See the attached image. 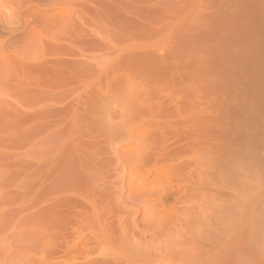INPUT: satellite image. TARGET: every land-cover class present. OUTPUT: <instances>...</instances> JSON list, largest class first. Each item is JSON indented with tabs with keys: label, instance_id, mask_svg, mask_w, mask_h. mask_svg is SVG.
Returning <instances> with one entry per match:
<instances>
[{
	"label": "rangeland",
	"instance_id": "obj_1",
	"mask_svg": "<svg viewBox=\"0 0 264 264\" xmlns=\"http://www.w3.org/2000/svg\"><path fill=\"white\" fill-rule=\"evenodd\" d=\"M262 6L0 0V264H264Z\"/></svg>",
	"mask_w": 264,
	"mask_h": 264
},
{
	"label": "bare ground",
	"instance_id": "obj_2",
	"mask_svg": "<svg viewBox=\"0 0 264 264\" xmlns=\"http://www.w3.org/2000/svg\"><path fill=\"white\" fill-rule=\"evenodd\" d=\"M263 8H264V6H262V9H263ZM262 9H260V10H262ZM263 12H264V9H263ZM260 13H261V14H257V16L259 15L258 18L260 17V15H262V12H260ZM253 15H254V14H253ZM262 16H264V14H263ZM262 16H261V17H262ZM256 18H257V17H256ZM260 21H261V20H260ZM254 22H255V21H254ZM258 22H259V21H258ZM262 22H264V17H263V21H262ZM259 23H260V22H259ZM261 24H262V23H260V25H261ZM263 25H264V24H263ZM263 25H262L261 27H259V31H260V29H261V30H264V26H263ZM262 27H263V29H262ZM260 33H261V31H260ZM262 33H264V31H263ZM262 33H261V34H262ZM257 35H258V34H257ZM262 35H263V34H262ZM259 36L261 37V35H259ZM263 38H264V37H263ZM263 38L261 39V42H260L259 44L262 43ZM259 44H258V47L262 48L261 50L263 51V49H264V48H263V47H264V46H263V44H264V40H263V44H262V45L259 46ZM262 60H263V59H262ZM263 61H264V60H263ZM261 63H263V62H261ZM263 67H264V63H263ZM263 67H262V68H263ZM262 68H261V69H262ZM263 69H264V68H263Z\"/></svg>",
	"mask_w": 264,
	"mask_h": 264
},
{
	"label": "clouds",
	"instance_id": "obj_3",
	"mask_svg": "<svg viewBox=\"0 0 264 264\" xmlns=\"http://www.w3.org/2000/svg\"><path fill=\"white\" fill-rule=\"evenodd\" d=\"M2 11H6V10H0V12H2ZM11 15H12V13H11L10 11H8V12H7V16H8V17H11Z\"/></svg>",
	"mask_w": 264,
	"mask_h": 264
}]
</instances>
